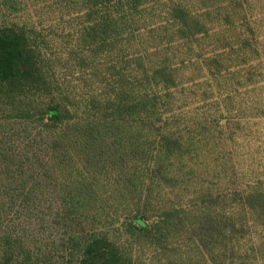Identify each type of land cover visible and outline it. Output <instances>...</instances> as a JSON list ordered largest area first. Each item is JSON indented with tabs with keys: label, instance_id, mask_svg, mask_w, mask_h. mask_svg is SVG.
<instances>
[{
	"label": "trees",
	"instance_id": "16d2710c",
	"mask_svg": "<svg viewBox=\"0 0 264 264\" xmlns=\"http://www.w3.org/2000/svg\"><path fill=\"white\" fill-rule=\"evenodd\" d=\"M46 1L75 13L64 49L0 0V264H264L263 150L242 141L264 137L247 126L264 67L242 0Z\"/></svg>",
	"mask_w": 264,
	"mask_h": 264
},
{
	"label": "rangeland",
	"instance_id": "374dc122",
	"mask_svg": "<svg viewBox=\"0 0 264 264\" xmlns=\"http://www.w3.org/2000/svg\"><path fill=\"white\" fill-rule=\"evenodd\" d=\"M27 3L26 11L18 16L11 17L12 23L20 26L21 24H26L25 26H31L36 28L38 31L45 33H51L46 40H51L52 44L54 45L53 48H57L58 50L64 49L66 47V37L65 33L69 31V20H72V17L75 16V13H67V9L65 7L57 5V1H46V0H25ZM243 3V13L245 14L246 20L248 22L249 27L252 29L253 34L251 37H255L258 43V50L261 52V59L260 65L264 67V0H242ZM72 30V29H71ZM73 31V30H72ZM71 31V33H72ZM42 33V34H43ZM247 126L252 131H262L264 134V119L263 120H255L250 121ZM243 147L248 144L250 149L257 150L259 146L263 150L262 156H264V137L259 142L253 140V142L249 143V141L242 139ZM247 150V146L244 147ZM251 149V150H252ZM253 150V151H254ZM240 161H245V157L240 159ZM247 162V161H246ZM218 174V173H217ZM221 180L215 181L217 185L224 186L225 184L228 185L227 177L223 174H218ZM211 176V175H210ZM211 179V177H210ZM210 179L207 176L201 177H189L187 178V185L186 188L190 186H194L195 189H199L204 185H209ZM230 182L232 180H229ZM178 188V187H176ZM175 188V189H176ZM214 189V188H213ZM174 190V194H175ZM157 197V196H155ZM178 197V198H175ZM170 195V198H174V202H184L186 205L184 209H189L191 207H195L198 200L200 199L199 195L197 194V198L191 195H183L182 197L175 194ZM184 230V229H183ZM188 239V234L184 231L182 236L183 242ZM175 242V241H174ZM175 245V243H174ZM174 245L171 247L173 248ZM186 243L181 244V247H184ZM169 248V249H171ZM167 255H162L161 258L158 257L156 254L152 255L149 263L145 264H171L173 260H170L171 251H166ZM149 254V249L145 250V254ZM151 254V253H150ZM197 255L193 257V264H212L211 257H203L204 262L202 260H197ZM154 262V263H153Z\"/></svg>",
	"mask_w": 264,
	"mask_h": 264
}]
</instances>
